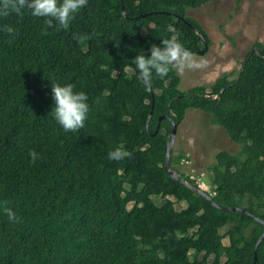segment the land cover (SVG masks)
Here are the masks:
<instances>
[{
    "label": "trees",
    "instance_id": "16d2710c",
    "mask_svg": "<svg viewBox=\"0 0 264 264\" xmlns=\"http://www.w3.org/2000/svg\"><path fill=\"white\" fill-rule=\"evenodd\" d=\"M211 1L89 0L66 30L26 10L0 17V28L19 33L0 31V264H264V241L255 260L264 235V44L238 73L187 91L172 65L145 80L132 63L174 36L190 55L207 53L211 39L188 10ZM53 80L88 96L78 131L51 115ZM190 110L241 146L219 152L207 179L216 204L240 211L217 208L166 170L172 121L180 127ZM162 117L172 121L159 125ZM117 147L130 155L109 160ZM184 159L172 151L171 167L196 187ZM5 208L21 223H9Z\"/></svg>",
    "mask_w": 264,
    "mask_h": 264
},
{
    "label": "rangeland",
    "instance_id": "374dc122",
    "mask_svg": "<svg viewBox=\"0 0 264 264\" xmlns=\"http://www.w3.org/2000/svg\"><path fill=\"white\" fill-rule=\"evenodd\" d=\"M188 16L197 20L208 33L211 46L205 54L190 55V61L185 62L182 70L177 64H172L182 78V91L212 85L225 73H238L252 46L255 43L264 44V0H242L240 5H237V0H212L200 9L188 10ZM143 33L146 34L147 31L144 30ZM189 62L196 67L189 68ZM182 125L186 126L187 133L190 128L196 132L189 146L192 149L203 146L205 152L204 156H198L195 163L191 159V168H181L185 173H190L191 170L205 172L207 179L211 181L212 174L208 169L216 163L215 156L221 151L238 153L241 150V146L229 140L223 128L213 125L205 113L189 116ZM181 142L178 128L172 149L176 155L180 151L184 152ZM204 142L206 146L203 145ZM164 202L162 198L156 199L158 205ZM184 207V204L176 206L178 210ZM224 232L223 229L222 233ZM224 244L229 245L228 238L224 240Z\"/></svg>",
    "mask_w": 264,
    "mask_h": 264
},
{
    "label": "clouds",
    "instance_id": "9594fccd",
    "mask_svg": "<svg viewBox=\"0 0 264 264\" xmlns=\"http://www.w3.org/2000/svg\"><path fill=\"white\" fill-rule=\"evenodd\" d=\"M89 0H0V17H8L10 14L23 15L25 10L33 17L43 19L47 27L59 25L68 29L80 10L88 6ZM0 31L7 33L12 39L19 35L14 27L5 25ZM78 40L86 39V36L76 37ZM163 50L160 46L151 47V55L147 57L143 51L138 53L132 61L138 70L139 79H148L154 72L158 77L164 78L169 72V66L177 64L181 70L186 61H190V54L175 38L162 40ZM189 68L196 67L193 63L187 64ZM52 80V79H50ZM52 99L53 110L51 115L56 123L65 132H75L83 128L89 112L88 96L84 91L74 90L71 84L61 85L53 80ZM33 161L38 158L36 151L29 152ZM130 154L123 147H117L108 152V159L119 161ZM7 219L11 224L21 223V218L11 208L4 209Z\"/></svg>",
    "mask_w": 264,
    "mask_h": 264
},
{
    "label": "water",
    "instance_id": "95a60500",
    "mask_svg": "<svg viewBox=\"0 0 264 264\" xmlns=\"http://www.w3.org/2000/svg\"><path fill=\"white\" fill-rule=\"evenodd\" d=\"M124 15H125L126 18H128L127 14H126L125 12H124ZM194 29H195V31L198 32V30H197L196 28H194ZM152 116H153V109H152V112H151V114H150V118H149L148 126H147V127H149V123H150V121H151ZM164 119H170V120L172 121L171 118H168V117H162V118L159 119V125L161 124V122H162ZM172 123H173V130H172V133H171V135H170V142H169V144H168V152H167V159H166V170H167V172L170 174V176H171L174 180H176V181H178V182H180V183L186 185V186L189 187L191 190L197 192L198 194H200L201 196L205 197L206 199H208V200H210V201H213V198H212L210 195H208L207 193H205V192H203V191L197 189L195 186H193L192 184H190L185 178H183V176H182L180 173H178V172H176V171H174V170L172 169L171 164H170V161H171L172 149H173V146H174V143H175V139H176V136H177V132H178V125H176L173 121H172ZM213 202H214V201H213ZM214 205H215L217 208L222 209V210H224V211H226V212L240 211V209H233V208L225 209V208H221V207H220L218 204H216L215 202H214ZM258 221L264 223V221H262V220H260V219H258ZM263 241H264V235L261 237V239L259 240V242H258V244H257V246H256V252H255L256 257H255V260H257V249H258V247L260 246V244H261ZM254 264H256V263H254Z\"/></svg>",
    "mask_w": 264,
    "mask_h": 264
},
{
    "label": "crops",
    "instance_id": "0c3cea01",
    "mask_svg": "<svg viewBox=\"0 0 264 264\" xmlns=\"http://www.w3.org/2000/svg\"><path fill=\"white\" fill-rule=\"evenodd\" d=\"M201 114H203V113H201V111H199V110H190L187 113L186 118H185V120H184V122L182 124H185L187 122L189 116H191V115H194L195 116V115H201ZM179 130H180V133H181V141H182L181 143H182V146H183V150H184V152L187 155H190L193 163H195V161L197 160L198 156H204L205 155L204 147L202 146L200 148H195L194 145H193L194 149H192L189 146V144L193 141V137L196 134V132L195 131H192V129L190 128L189 131H188V133H187L186 132L187 129H186V126L185 125H181L179 127ZM203 145L206 146V143L204 142Z\"/></svg>",
    "mask_w": 264,
    "mask_h": 264
},
{
    "label": "built area",
    "instance_id": "2783aa9c",
    "mask_svg": "<svg viewBox=\"0 0 264 264\" xmlns=\"http://www.w3.org/2000/svg\"><path fill=\"white\" fill-rule=\"evenodd\" d=\"M181 165L185 168H191L192 167V161L189 159H184L181 163ZM190 180L196 185V187L210 195L211 197H214L216 195L214 187L210 184V182L207 180V175L204 172H197L195 170H191L190 173H187Z\"/></svg>",
    "mask_w": 264,
    "mask_h": 264
},
{
    "label": "bare ground",
    "instance_id": "6f19581e",
    "mask_svg": "<svg viewBox=\"0 0 264 264\" xmlns=\"http://www.w3.org/2000/svg\"><path fill=\"white\" fill-rule=\"evenodd\" d=\"M179 128V127H178Z\"/></svg>",
    "mask_w": 264,
    "mask_h": 264
}]
</instances>
